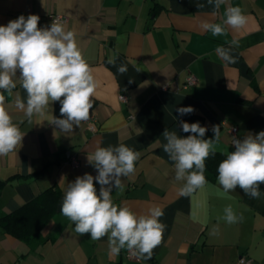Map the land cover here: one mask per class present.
Listing matches in <instances>:
<instances>
[{"label": "crops", "instance_id": "obj_1", "mask_svg": "<svg viewBox=\"0 0 264 264\" xmlns=\"http://www.w3.org/2000/svg\"><path fill=\"white\" fill-rule=\"evenodd\" d=\"M233 6L249 18L243 29L226 28L213 37L201 28L204 22L223 25L226 8ZM213 11L208 0H0V25L35 14L43 28L51 25L50 15L67 16L66 29L76 33L99 85L93 119L70 133L49 122L51 115L62 118L59 102L50 105L49 115L29 122L15 104L17 95L26 103L19 80L13 95L4 93L6 110L25 135L20 147L0 156V214L49 187L60 194L35 247L0 229V264H234L240 256L264 264V183L259 199L239 188L223 191L217 177L181 195L184 181L175 180L174 162L163 150L165 128L181 137L190 134L182 131L181 120L206 127V139L213 138L214 125L220 126L219 148L230 152L235 149L228 127L237 128V139L264 131V0H226ZM233 39L239 40L231 51L236 62L226 63L216 49L228 48ZM122 64L124 75L117 71ZM189 75L196 82L184 87ZM189 106L195 109L191 114L176 111ZM120 144L139 151L140 158L135 173L121 178L123 190L113 189V202L138 215L153 205L164 212L160 219L166 228L151 259L129 258L127 249L110 256L107 236L93 241L90 234L78 235L60 211L67 184L97 174L88 155L98 146ZM228 205L243 215L242 222L222 219ZM214 226L218 232L212 235Z\"/></svg>", "mask_w": 264, "mask_h": 264}, {"label": "clouds", "instance_id": "obj_2", "mask_svg": "<svg viewBox=\"0 0 264 264\" xmlns=\"http://www.w3.org/2000/svg\"><path fill=\"white\" fill-rule=\"evenodd\" d=\"M208 3L213 6L215 15L226 0H208ZM196 6L203 7L202 4ZM224 15L223 25L204 22L201 28L217 37L224 35L226 28L243 29L249 19L239 6L226 8ZM39 20L35 14L20 15L7 25H0V156H7L20 147L25 135L5 107L4 93L13 95L16 79L27 95L26 103L17 95L15 104L24 111L29 122L33 116L49 115L50 105L59 102L62 118L51 115L49 122L70 133L74 126L90 119L93 109V98L99 85L94 69L78 46L76 33L66 29L59 20H53L50 26L38 27ZM233 47H239V40L233 39L228 48L218 47L216 51L226 63H235L236 58L231 55ZM108 62L115 63L111 58ZM117 71L124 75L127 66L122 64ZM136 71L141 69L137 67ZM176 111L184 116L195 109L189 106ZM179 123L182 131L189 135L181 137L167 128L162 135L166 140L163 150L174 162L175 180L184 181L179 190L181 195H190L207 183L206 160L220 151L226 157L217 168V181L223 191L239 188L252 199L261 197L264 131L255 135L249 133L243 139L233 137L235 150L230 152L219 148L220 126L214 125L213 138L206 139L208 129L199 122L190 124L181 120ZM139 158V151L124 144L98 146L87 157L97 174L85 173L76 177L67 184L64 192L61 214L74 224V231L80 236L90 234L93 241L107 236L110 256L127 249L137 259H151L153 250L162 242L166 225L160 219L164 215L160 206L153 205L147 214L138 215L128 206L113 202V189L123 190L121 178L135 173ZM222 219L227 224H235L242 222L244 217L228 205ZM217 232L218 226H214L210 234Z\"/></svg>", "mask_w": 264, "mask_h": 264}, {"label": "trees", "instance_id": "obj_3", "mask_svg": "<svg viewBox=\"0 0 264 264\" xmlns=\"http://www.w3.org/2000/svg\"><path fill=\"white\" fill-rule=\"evenodd\" d=\"M225 158L218 153L207 158V180L213 181L218 176V165ZM59 194L56 188L49 187L14 211L0 214L1 231L35 247L42 241L41 230L55 214Z\"/></svg>", "mask_w": 264, "mask_h": 264}, {"label": "built area", "instance_id": "obj_4", "mask_svg": "<svg viewBox=\"0 0 264 264\" xmlns=\"http://www.w3.org/2000/svg\"><path fill=\"white\" fill-rule=\"evenodd\" d=\"M51 21L53 20H59L60 22L64 23L68 20V17L65 16V15H61V14H52L48 17ZM196 82V79L194 76L192 75H189L187 76L186 80H185V83H184V87H187V86H190L192 84H194ZM125 96L123 94H119V100L121 101H125ZM93 117L90 116V119L89 120H92ZM89 129L90 130H93V126L92 125H89ZM228 132L230 134V142L232 144V138L233 137H236V132H237V128L235 126H230L228 127ZM71 164L72 165H75L76 164V160L75 158H71ZM126 256L129 257V258H133L132 255H130V253L127 251L126 252ZM154 264H157V263H154ZM234 264H252V261L250 258L246 257V256H240L236 262Z\"/></svg>", "mask_w": 264, "mask_h": 264}]
</instances>
